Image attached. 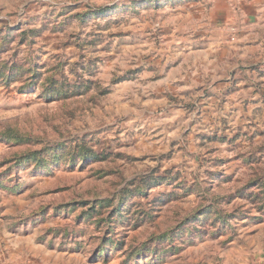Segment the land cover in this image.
<instances>
[{"label":"rangeland","instance_id":"obj_1","mask_svg":"<svg viewBox=\"0 0 264 264\" xmlns=\"http://www.w3.org/2000/svg\"><path fill=\"white\" fill-rule=\"evenodd\" d=\"M0 264H264V0H0Z\"/></svg>","mask_w":264,"mask_h":264}]
</instances>
